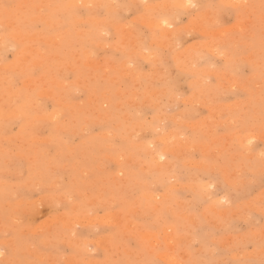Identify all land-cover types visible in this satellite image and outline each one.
I'll use <instances>...</instances> for the list:
<instances>
[{
	"label": "rangeland",
	"instance_id": "obj_1",
	"mask_svg": "<svg viewBox=\"0 0 264 264\" xmlns=\"http://www.w3.org/2000/svg\"><path fill=\"white\" fill-rule=\"evenodd\" d=\"M71 1L0 0V264H264V0Z\"/></svg>",
	"mask_w": 264,
	"mask_h": 264
},
{
	"label": "bare ground",
	"instance_id": "obj_2",
	"mask_svg": "<svg viewBox=\"0 0 264 264\" xmlns=\"http://www.w3.org/2000/svg\"><path fill=\"white\" fill-rule=\"evenodd\" d=\"M64 1V0H63ZM47 2V1H46ZM78 2V0H72L71 1V4L72 3H77ZM102 2V1H101ZM175 2V5L177 6V4L179 3V4H181V5H183V4H186L187 3V0H173V3ZM66 3V2H65ZM235 3V2H234ZM43 4V3H42ZM68 4V3H67ZM66 4V5H67ZM172 5V4H171ZM174 5V6H175ZM23 6V5H22ZM178 6H180V5H178ZM19 7V6H18ZM9 10V9H8ZM3 12V11H2ZM23 12V11H22ZM4 13H7V12H5L4 11ZM23 15V14H22ZM37 15V14H36ZM40 15V14H39ZM21 16V15H20ZM143 16V15H142ZM33 17V16H32ZM28 18H30V17H28ZM37 17H35V19H36ZM41 18V17H40ZM147 18V17H146ZM48 19V18H47ZM47 19H45V21H47ZM151 19V18H150ZM159 19V18H158ZM12 20V19H11ZM14 20H15V18H14ZM25 20V19H24ZM149 20V19H148ZM155 20V19H154ZM2 21V20H1ZM0 21V22H1ZM6 21H8V20H6ZM165 21V20H164ZM20 22V21H19ZM32 22V21H31ZM12 23V22H11ZM10 23V24H11ZM145 24V23H144ZM164 24V23H163ZM162 24V25H163ZM4 25H6L5 27H7V24H4ZM17 25V24H16ZM10 26V25H9ZM158 26V25H157ZM24 27V26H23ZM23 27H22V29H23ZM160 27V26H159ZM58 29V28H57ZM202 29V28H201ZM14 30V29H13ZM12 30V31H13ZM16 30H17V28H16ZM52 30V29H51ZM18 31V30H17ZM20 31V30H19ZM174 32V31H173ZM22 33V32H21ZM201 33V32H200ZM11 35V34H10ZM10 35L9 34H7V36H9L10 37ZM23 35H25V33L23 34ZM27 35H31V34H27ZM32 36H33V34H32ZM25 37H27V36H25ZM24 36L22 37V35L21 34H12L11 35V38L12 39H14V40H16V41H19V40H21L22 38H25ZM37 37V36H36ZM28 38V37H27ZM29 39V38H28ZM42 40V39H41ZM6 41H7V37H3V36H1V33H0V70H8V71H11V70H15V72H16V69H15V66H14V64L13 63H8V64H5V63H3L4 62V59H3V61H2V54H4V52L8 49V46L6 45ZM15 41V42H16ZM28 41V40H27ZM46 41V40H45ZM50 41V40H49ZM9 42V41H8ZM47 42V41H46ZM51 42H53V40L51 41ZM65 42V41H64ZM156 42V41H155ZM48 43V42H47ZM54 43V42H53ZM10 44H11V42H10ZM29 44V43H28ZM32 44H33V42H32ZM32 44H31V46H32ZM158 44V43H157ZM165 44V43H164ZM45 45V44H44ZM49 45V44H48ZM53 45V44H52ZM10 46V45H9ZM13 46H16V45H13ZM47 46V45H46ZM191 46V45H190ZM24 47V46H23ZM25 47H27L26 45H25ZM34 47H36V46H34ZM59 48V47H58ZM33 49H36V48H33ZM32 49V50H33ZM46 49V48H45ZM52 49V48H51ZM50 50V49H49ZM34 51V50H33ZM56 51V50H55ZM39 52V51H38ZM48 53V52H47ZM54 53V52H53ZM52 53V54H53ZM31 54V53H30ZM37 54V53H36ZM144 55V54H143ZM13 56V55H12ZM39 56V55H38ZM52 56V55H51ZM40 57H42L41 55H40ZM54 57V56H53ZM52 57V58H53ZM16 58H18V57H16ZM150 58V57H149ZM21 59V58H20ZM27 59V58H26ZM41 59V58H40ZM46 59H47V57H46ZM49 59V58H48ZM14 60V59H13ZM19 60V59H18ZM32 60H34V59H32ZM21 61V60H20ZM25 61V60H24ZM44 61H46L45 59H44ZM50 61V60H49ZM40 62H41V60H40ZM43 62V61H42ZM16 63H18V62H16ZM21 63V62H20ZM34 63V62H33ZM51 63V62H50ZM36 64V63H35ZM38 64V63H37ZM36 64V65H37ZM85 64V63H84ZM33 65V64H32ZM45 66H46V64H45ZM26 68V67H25ZM36 68V67H35ZM54 70V69H53ZM21 71V70H20ZM2 72V71H1ZM5 73V72H4ZM20 73V72H19ZM23 73V72H22ZM3 74V73H2ZM9 74V73H8ZM14 74V73H13ZM4 75H6L7 76V74H4ZM1 76V75H0ZM27 76V75H26ZM28 78H29V76H27ZM52 77V76H51ZM27 78V79H28ZM57 78V77H56ZM6 79V78H5ZM43 79V78H42ZM54 79V78H53ZM10 80V79H9ZM41 80V79H40ZM27 81V80H26ZM56 81V80H55ZM54 81V82H55ZM29 82H30V80H29ZM20 83V82H19ZM56 83V82H55ZM9 84V83H8ZM7 84V85H8ZM11 84V83H10ZM24 84H26V83H24ZM24 84H22V85H24ZM3 85V84H2ZM58 85V84H57ZM25 86V85H24ZM31 86V85H30ZM36 86V85H35ZM4 87V86H3ZM7 87V86H6ZM60 87V86H59ZM25 88H27V87H25ZM13 89H17V88H13ZM21 90H22V88H21ZM28 90V89H27ZM42 90V89H41ZM44 90V89H43ZM55 91H57V90H55ZM23 92V91H22ZM26 92V91H25ZM45 92H47V91H45ZM12 93V92H11ZM38 93V92H37ZM49 93V92H48ZM15 94V93H14ZM30 94H32V93H30ZM36 94V93H35ZM47 94V93H46ZM59 94H61V93H59ZM6 95V94H5ZM33 95V94H32ZM31 95V96H32ZM39 95V94H38ZM42 95V94H41ZM45 95V94H44ZM62 95V94H61ZM12 96H13V94H12ZM33 96H35V95H33ZM15 97V96H14ZM36 97V96H35ZM49 97V96H48ZM55 97V96H54ZM62 97V96H61ZM10 98H11V96H10ZM18 98V97H17ZM51 98H53V96L51 97ZM65 98V97H64ZM55 99V98H54ZM59 99H61V98H59ZM59 99H57V100H59ZM29 100V99H28ZM53 100V99H52ZM16 102V101H15ZM14 102V103H15ZM55 102L56 101H54V104H55ZM64 102V101H63ZM8 103V102H7ZM17 103V102H16ZM41 103V102H40ZM61 103V102H60ZM13 104V103H12ZM28 104V103H27ZM26 104V105H27ZM53 104V103H52ZM1 105H3V104H1ZM10 105V104H9ZM25 105V104H24ZM57 105H59V104H57ZM61 105V104H60ZM37 106H38V104H37ZM44 106V105H43ZM62 106H63V104H62ZM117 106V105H116ZM4 107H5V105H4ZM45 107V106H44ZM63 108V107H62ZM27 109H29V108H27ZM34 109V108H33ZM39 109V108H38ZM44 109V108H43ZM47 109V108H46ZM4 110V109H3ZM6 110H8V109H6ZM10 110V109H9ZM26 110V109H25ZM13 111V110H12ZM15 111V110H14ZM28 111V110H27ZM26 111V112H27ZM31 111V110H30ZM38 111V110H37ZM47 111H48V109H47ZM50 112H51V110H50ZM37 113V112H36ZM40 113V112H39ZM38 113V114H39ZM16 115V114H15ZM30 115V114H29ZM37 115V114H36ZM40 115V114H39ZM48 115H49V113L47 114V117H48ZM8 116V115H7ZM39 117H41V116H39ZM120 117V116H119ZM124 117V116H123ZM12 118V117H11ZM23 118V117H22ZM49 118V117H48ZM17 119H18V116H17ZM25 119V118H24ZM27 119V118H26ZM1 120V119H0ZM5 120V119H4ZM4 120H2V121H4ZM9 120V119H8ZM14 120V119H13ZM51 120V119H50ZM49 120V121H50ZM46 121H48L47 119H46ZM49 121H48V123H49ZM30 122V121H29ZM38 122V121H37ZM29 125V124H28ZM56 128V127H55ZM57 129H60V128H57ZM56 133V132H55ZM176 133V132H175ZM171 134L172 133H170V135H168V137L170 138L171 137ZM165 136H166V134H165ZM175 136V135H174ZM167 137V138H168ZM173 137V136H172ZM162 139H164V138H162ZM161 139V140H162ZM177 139V138H176ZM175 139V140H176ZM164 141V140H163ZM162 141V142H163ZM174 142V141H173ZM172 142V143H173ZM161 143V142H160ZM165 143H166V145H167V147H168V144H169V142H167V139L165 138ZM183 144V143H182ZM172 145V144H171ZM177 145V144H176ZM173 146V145H172ZM174 146H175V144H174ZM177 146H175V148H176ZM170 148H171V146H170ZM170 148H168L169 150H170ZM158 149V148H157ZM145 150V149H144ZM147 150V149H146ZM145 150V151H146ZM160 150H161V148H160ZM172 150H173V147H172ZM176 150V149H175ZM163 152V151H162ZM170 152H172V151H170ZM175 152V151H174ZM165 153V152H164ZM169 153V152H168ZM172 154V153H171ZM175 154V153H174ZM162 155H164V154H159V155H155L154 154V156H152V157H154L156 160H159V158H161V156ZM151 157V159L153 160V158ZM198 166V165H197ZM203 188V187H202ZM154 195V194H153ZM153 199H154V203H153V205L155 206V208L158 206V203H159V201H156V199L153 197ZM92 201V200H91ZM216 202V201H215ZM75 207H76V205H75ZM154 208V209H155ZM75 209V208H74ZM111 215V214H110ZM109 215V216H110ZM104 216V215H103ZM109 216H108V218H109ZM66 217H68V216H66ZM71 217V216H70ZM125 217H126V215H125ZM65 218V217H64ZM75 218H76V216H75ZM91 218V217H90ZM70 219V218H69ZM84 219V218H83ZM92 219V218H91ZM105 219H107V218H105ZM113 219H114V217H113ZM74 220V219H73ZM82 220V219H81ZM115 220H117L118 221V219H115ZM119 220H122V219H119ZM116 221V222H117ZM128 221V220H127ZM72 222V221H71ZM120 222V221H119ZM193 222V221H192ZM63 223V222H62ZM65 223H67V224H69L68 223V220H67V218H65ZM74 223V222H73ZM107 223V222H106ZM115 223V222H114ZM130 223V222H129ZM64 224V223H63ZM79 224V223H78ZM122 224V223H121ZM134 224V223H133ZM66 225V224H65ZM120 225V224H119ZM71 226V225H70ZM130 227V226H129ZM164 230V229H163ZM167 230V229H166ZM139 233H142V232H139ZM143 235H144V237L146 238V239H148L149 241H152L154 238H152V237H154V235H153V233H147V232H144L143 233ZM155 240V239H154ZM166 241H168V240H166ZM98 242V241H97ZM170 243L168 242V246H169V248H170V245H169ZM88 246V245H87ZM87 249V248H86ZM170 256V255H169ZM166 257V256H165ZM43 258V257H42ZM171 259H172V257H170ZM173 259H174V257H173ZM173 264V263H172Z\"/></svg>",
	"mask_w": 264,
	"mask_h": 264
},
{
	"label": "snow or ice",
	"instance_id": "obj_3",
	"mask_svg": "<svg viewBox=\"0 0 264 264\" xmlns=\"http://www.w3.org/2000/svg\"><path fill=\"white\" fill-rule=\"evenodd\" d=\"M191 7H196V5H190ZM8 6L7 5H5V8H7ZM165 23H167V21H165ZM249 143H252V141H249ZM164 157L163 156H161V159H163Z\"/></svg>",
	"mask_w": 264,
	"mask_h": 264
}]
</instances>
